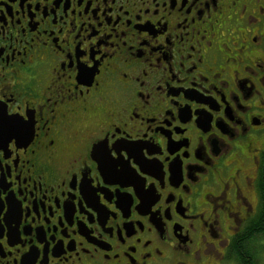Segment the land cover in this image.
I'll list each match as a JSON object with an SVG mask.
<instances>
[{"label":"flooded vegetation","instance_id":"flooded-vegetation-1","mask_svg":"<svg viewBox=\"0 0 264 264\" xmlns=\"http://www.w3.org/2000/svg\"><path fill=\"white\" fill-rule=\"evenodd\" d=\"M260 3H246L238 24L240 4L209 20L183 0H0L3 43L28 64L12 67L38 74L9 113L36 109L57 71L71 94L37 112V136L6 165L0 264H264V173L253 165L264 168V70L253 55L262 49L252 44L254 34L264 44ZM93 56L99 75L87 86L79 70ZM105 136L134 145L135 158L98 164ZM222 137L230 151L214 156L209 141Z\"/></svg>","mask_w":264,"mask_h":264},{"label":"snow or ice","instance_id":"snow-or-ice-1","mask_svg":"<svg viewBox=\"0 0 264 264\" xmlns=\"http://www.w3.org/2000/svg\"><path fill=\"white\" fill-rule=\"evenodd\" d=\"M251 0H244L241 3V0H204L201 3V0H183V4H191L192 7H195L197 4H200V8L197 9L195 15L197 19H203L205 16L208 17L209 20L212 19L213 12H219L221 5L230 4V6L235 9L237 4H240L242 12L237 14L236 23H240V18L243 16V12L247 11L245 4L250 3ZM59 6V3L56 5ZM211 9V11H209ZM260 13L264 15V3H260ZM188 12H192V8L188 9ZM232 18L229 17V20ZM258 19L255 15L249 14L246 18L243 19V23L248 25L250 28L253 25H256ZM188 23L195 25L196 19L185 20L184 25L181 27L184 28V31L187 32L188 29L185 27ZM235 30V29H233ZM239 31L243 33V27L239 28ZM197 35H201V33H197ZM261 35H264L262 33ZM171 37H169V40ZM216 39L215 36H212L211 39H206L204 41L207 49H213L214 43L213 41ZM252 44L256 47L262 49L260 53H253V55H258L261 58L259 67L261 70H264V44L261 43L259 36H253ZM159 51L160 49H155ZM228 50V43L227 41H221V47L219 51L224 53ZM192 51H196L195 48ZM191 57L189 56V59ZM199 58V53H198ZM226 59H231V57L226 56ZM93 63L87 64L82 66L79 70L80 80L81 83H87V86H91V81L95 76L99 75L98 67L99 65L96 64V61L100 59L99 56H93ZM19 64L21 68H27L28 64L25 63V55L21 54L19 49H16L11 43L7 46L3 43V35L0 33V184L4 185L5 191L11 187L10 183H4V177L7 175L11 177L12 170L10 167H6L9 161H12L16 164L19 163L20 154L24 152L28 148V141H31L33 138L37 136V112L43 113L45 107H48L50 112L57 106V102L63 103L66 98L71 99V94L67 97L65 96L66 88L61 83L63 79H65L64 75L57 71L56 75L50 79L46 85L43 87V91L49 93V95L43 96L42 102L37 106L36 109H32L27 112L26 115H22L19 112V108L17 107L12 113H9L8 106L10 104H15L16 99L21 95H30L32 94L33 87L37 85V73H28L27 76H21L20 72L16 67H12L13 65ZM93 64H96L94 67ZM182 66V65H181ZM193 71H195V65L190 66ZM11 70V75L15 79L13 81H9L7 78V70ZM255 74V73H253ZM207 83V81H205ZM22 85V87H20ZM79 95L83 96V92H79ZM239 103V102H238ZM5 124L8 125V133L5 137ZM47 122L45 121V126ZM246 132L247 129H244ZM228 137H235L240 132L239 126L234 129L233 131L229 132L225 129ZM73 135H75L73 133ZM26 138L25 142L22 144L21 139ZM115 140V136L112 137ZM223 143L217 144L215 141H209L211 143V154L218 155L221 151L227 153L230 151L228 147L229 140L226 137L221 138ZM11 145V147H9ZM49 148L52 147V143L48 145ZM134 145H126L123 143H114L113 145H108V136H105L102 142H97L95 145V155L94 159L98 164H103L105 161H115L116 158L120 160H127L134 157ZM16 155H13V153ZM124 153H127L125 156ZM35 155V152H33ZM208 157L204 158V161L201 163V168L204 166V163H207ZM136 163L140 164L141 160L136 159ZM254 168L260 169L261 173H264V168L261 167V163L259 159H255L253 161ZM197 169H193L196 171ZM255 176L247 177L246 184L250 188L252 187L253 180ZM261 179L264 180V175L261 176ZM22 195V194H21ZM147 195V194H146ZM224 197H220V202L223 203ZM244 204H247V201H242ZM216 203V201H213ZM4 197L0 195V211H4ZM251 211V208L248 209ZM240 221L237 220V224ZM3 229L0 228V243H3ZM227 241H225V244ZM223 246V245H222ZM205 255L208 256H216L217 249L214 247H209ZM197 260H199V253L196 254Z\"/></svg>","mask_w":264,"mask_h":264},{"label":"trees","instance_id":"trees-1","mask_svg":"<svg viewBox=\"0 0 264 264\" xmlns=\"http://www.w3.org/2000/svg\"><path fill=\"white\" fill-rule=\"evenodd\" d=\"M263 184H264V182H263ZM262 194H263V197H264V186H263ZM263 201H264V198H263ZM262 213H263V217H264V209L262 210ZM262 230H264V225H263V229Z\"/></svg>","mask_w":264,"mask_h":264}]
</instances>
